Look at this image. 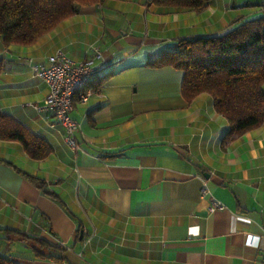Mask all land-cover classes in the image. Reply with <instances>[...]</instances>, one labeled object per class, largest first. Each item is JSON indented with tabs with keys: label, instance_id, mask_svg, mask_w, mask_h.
Here are the masks:
<instances>
[{
	"label": "crops",
	"instance_id": "1",
	"mask_svg": "<svg viewBox=\"0 0 264 264\" xmlns=\"http://www.w3.org/2000/svg\"><path fill=\"white\" fill-rule=\"evenodd\" d=\"M263 2L214 0L197 12L106 0L31 46L0 38V114L53 148L34 160L0 140V252L18 264H264V124L228 141L211 95L188 102L183 71L148 65L179 39L263 16ZM96 48L105 69L93 97L75 100V152L64 128L34 108L49 88L29 60L48 64L62 50L83 62ZM204 182L224 211L208 212ZM38 240L61 248L62 260L35 257Z\"/></svg>",
	"mask_w": 264,
	"mask_h": 264
},
{
	"label": "trees",
	"instance_id": "2",
	"mask_svg": "<svg viewBox=\"0 0 264 264\" xmlns=\"http://www.w3.org/2000/svg\"><path fill=\"white\" fill-rule=\"evenodd\" d=\"M105 1L0 0V38L6 46H31L78 14L80 7ZM213 1L152 0L161 7L197 12L207 9ZM6 65V60L0 58V74ZM148 65L183 71L182 93L188 102L201 94L211 95L216 112L229 122L228 141L264 124V15L242 22L221 36L179 39ZM92 81L89 86L94 91ZM0 140L20 143L34 160H44L53 151L46 139L3 114H0ZM28 178L36 186L45 187L39 178ZM35 243L39 247L35 248V257L62 260L61 248L43 240ZM0 264L18 263L0 252Z\"/></svg>",
	"mask_w": 264,
	"mask_h": 264
},
{
	"label": "built area",
	"instance_id": "3",
	"mask_svg": "<svg viewBox=\"0 0 264 264\" xmlns=\"http://www.w3.org/2000/svg\"><path fill=\"white\" fill-rule=\"evenodd\" d=\"M94 52L92 59L83 62L74 61L62 50H58L48 64L29 60L32 72L49 88L44 103L34 108L64 128L65 141L75 152L80 150L77 134L81 129L72 117L75 100L78 98L80 103H86L93 97L94 91L89 85L105 69L103 64L96 63L102 60V52L97 48ZM201 198L209 213L226 209L225 204L212 194L207 182L203 183Z\"/></svg>",
	"mask_w": 264,
	"mask_h": 264
},
{
	"label": "water",
	"instance_id": "4",
	"mask_svg": "<svg viewBox=\"0 0 264 264\" xmlns=\"http://www.w3.org/2000/svg\"><path fill=\"white\" fill-rule=\"evenodd\" d=\"M80 237L83 238V232H81V236Z\"/></svg>",
	"mask_w": 264,
	"mask_h": 264
}]
</instances>
